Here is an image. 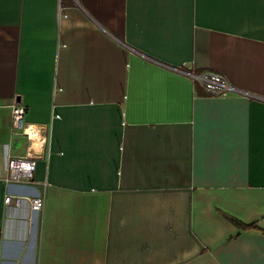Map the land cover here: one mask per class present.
Here are the masks:
<instances>
[{
  "label": "crops",
  "instance_id": "1",
  "mask_svg": "<svg viewBox=\"0 0 264 264\" xmlns=\"http://www.w3.org/2000/svg\"><path fill=\"white\" fill-rule=\"evenodd\" d=\"M0 264H264V0H0Z\"/></svg>",
  "mask_w": 264,
  "mask_h": 264
},
{
  "label": "built area",
  "instance_id": "2",
  "mask_svg": "<svg viewBox=\"0 0 264 264\" xmlns=\"http://www.w3.org/2000/svg\"><path fill=\"white\" fill-rule=\"evenodd\" d=\"M193 80L200 83L204 92L211 96H219L228 91V86L216 73H206L200 76L187 74ZM26 108L15 101L10 112L11 129L20 132L29 141V148L24 156L11 157L7 161V177L6 182L21 183L30 182L33 179L36 162L43 159L45 144L48 135L46 125L33 124L25 121ZM37 145L36 149L33 148ZM30 203L32 212L38 213L43 208V200L40 197L26 198ZM24 201L23 197L6 194L4 196V204L10 206L12 203L15 207H19Z\"/></svg>",
  "mask_w": 264,
  "mask_h": 264
},
{
  "label": "trees",
  "instance_id": "3",
  "mask_svg": "<svg viewBox=\"0 0 264 264\" xmlns=\"http://www.w3.org/2000/svg\"><path fill=\"white\" fill-rule=\"evenodd\" d=\"M181 70L184 71V73H186V74H191V75H196V76L202 75V73L191 71V70H189L187 68H185V69L182 68ZM194 82H197V81H194ZM201 89H202V86H201ZM202 92H203V95H205V96H211V95L206 94L203 89H202ZM228 220H229V223H231L232 225H235L236 227H240V229H242V230L256 227L255 224H253V223L252 224L249 223V225H243V224H239L238 221H235V220H233L231 218H228Z\"/></svg>",
  "mask_w": 264,
  "mask_h": 264
},
{
  "label": "bare ground",
  "instance_id": "4",
  "mask_svg": "<svg viewBox=\"0 0 264 264\" xmlns=\"http://www.w3.org/2000/svg\"><path fill=\"white\" fill-rule=\"evenodd\" d=\"M36 147H37V145H34V146H33V148H35V149H36Z\"/></svg>",
  "mask_w": 264,
  "mask_h": 264
}]
</instances>
